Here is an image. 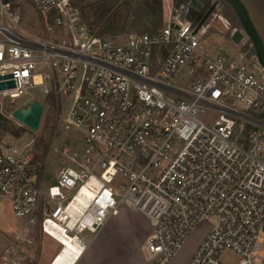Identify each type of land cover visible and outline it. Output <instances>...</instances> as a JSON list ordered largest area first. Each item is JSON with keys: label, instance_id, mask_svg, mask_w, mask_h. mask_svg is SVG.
Here are the masks:
<instances>
[{"label": "built area", "instance_id": "built-area-1", "mask_svg": "<svg viewBox=\"0 0 264 264\" xmlns=\"http://www.w3.org/2000/svg\"><path fill=\"white\" fill-rule=\"evenodd\" d=\"M203 1L201 15L213 11L191 20ZM28 2L46 37L22 26L13 0H0V84L13 85L0 90V105L51 96L81 146L61 149L65 166L46 187L31 153L0 139V205L14 220L0 264L35 262L45 237L59 246L50 264L60 238L80 258L86 234L121 209L147 223L148 264H169L210 220L185 264H223L226 252L237 264H264V69L240 26L228 35L233 53L206 41L219 0H172L160 30L108 38L68 0Z\"/></svg>", "mask_w": 264, "mask_h": 264}, {"label": "rangeland", "instance_id": "rangeland-1", "mask_svg": "<svg viewBox=\"0 0 264 264\" xmlns=\"http://www.w3.org/2000/svg\"><path fill=\"white\" fill-rule=\"evenodd\" d=\"M153 1L155 3V0ZM160 1L161 5H163L162 20L163 23L167 24L172 0ZM240 1L246 7L250 19L264 43V0ZM219 2L221 4V11H219L218 18L211 23L209 34L206 36V41L214 46L217 50L220 49L224 52L231 51V53H233L234 48L228 44V35L230 30L232 28L239 27V24L234 12L229 7V5H227L223 0H219ZM13 3L15 4V8H17L20 13L22 26L32 34L34 33L46 37L47 34H45L39 17L30 7L28 0H13ZM195 6H197V11H193L190 15L191 20L193 21H197L199 18L203 17L201 14H203L205 8L207 7L204 1L201 2V4ZM118 14L125 17L127 13L124 9H122L118 12ZM58 37L59 35L56 30H52L50 32V38H52V40H55ZM242 46L243 44L240 45V48ZM245 46L247 47V45ZM8 101L9 100L6 99L0 105V116L7 122V127H9L12 131L17 132L18 135H12L7 128H2L0 130V139H6L9 144L13 145L19 150L31 153L37 170H40L43 173L44 185L46 187L54 185L57 172L59 169L64 167L66 163V159L61 154V149L65 148L70 151H74L79 146H81L80 138L76 136L75 131L65 130L63 128L62 120L64 115L62 114L61 109L58 107V103L53 101L51 96L37 97V102H39L43 108V114L37 132H31L12 118L13 112L19 108H22L27 103L26 98L14 100L12 103ZM59 105L61 107L60 102ZM0 123L2 122L0 121ZM10 222L13 223L14 220L12 219L8 209L6 210V208L0 206V224L4 226H11ZM211 224H213V221L210 220L207 223H201L196 226V228L186 240L182 249L178 252L173 260L180 262L186 260L187 258L189 259V256L192 255L198 244L201 242L202 238L205 236L207 231H209ZM87 236L91 237L89 234H87ZM40 245H42V255L40 257L39 264H43V261L45 260L44 253L48 259L47 264H49V261H51L53 255L59 249V246L54 241L46 237L42 239ZM50 250L53 251V255L51 256L47 255L46 252ZM220 260L223 264H237L238 262L237 256L230 252L224 253Z\"/></svg>", "mask_w": 264, "mask_h": 264}, {"label": "crops", "instance_id": "crops-1", "mask_svg": "<svg viewBox=\"0 0 264 264\" xmlns=\"http://www.w3.org/2000/svg\"><path fill=\"white\" fill-rule=\"evenodd\" d=\"M68 2L80 11L88 29L98 31L95 30L97 29L95 26L91 25L94 20L93 7L100 4L102 0H68ZM155 3L153 0H132L130 16L124 24V34L131 32L151 34L164 27L166 24L162 20L163 5L160 0H155ZM0 206L7 210L5 205ZM10 223V225L13 224ZM10 228L11 226L0 224V258L6 245V233ZM148 232L147 223L141 216L132 210L121 209L118 215L108 220L95 235L89 234L91 237H88L86 234L88 241L86 248L75 264H148L144 252V242ZM46 252L49 256L53 255L52 250ZM41 255L42 252L37 255L34 264H39ZM44 255L43 264H47L48 259L45 253ZM187 261L188 258L180 262L173 260L170 264H185Z\"/></svg>", "mask_w": 264, "mask_h": 264}, {"label": "water", "instance_id": "water-1", "mask_svg": "<svg viewBox=\"0 0 264 264\" xmlns=\"http://www.w3.org/2000/svg\"><path fill=\"white\" fill-rule=\"evenodd\" d=\"M234 12L238 24L242 29L244 35L247 37L249 42L251 43L254 55L259 63V65L264 69V43L260 38L259 33L257 32L255 26L253 25L249 13L246 7L240 0H223ZM215 5L210 6L208 11L204 14L201 23H203L209 16V14L213 11ZM185 7L184 10H186ZM195 10L196 7L194 6ZM242 34L240 32H236L232 37V41L235 44H238L242 39ZM13 87L12 83L8 84H0V90ZM43 114L42 106L35 101L27 102L22 108L17 109L12 114V118L20 123L22 126L30 130L31 132H37L39 129L41 117Z\"/></svg>", "mask_w": 264, "mask_h": 264}, {"label": "trees", "instance_id": "trees-1", "mask_svg": "<svg viewBox=\"0 0 264 264\" xmlns=\"http://www.w3.org/2000/svg\"><path fill=\"white\" fill-rule=\"evenodd\" d=\"M132 6V0H102V2L93 7V22L91 25L95 26L98 31H94L95 34L103 38L114 37L124 34V24L130 16ZM124 9L126 11L125 17L118 14L119 11ZM0 130L8 129L12 135L17 136L18 133L12 131L6 125V121L0 116ZM4 121V123H3ZM25 264H34V262L26 261Z\"/></svg>", "mask_w": 264, "mask_h": 264}, {"label": "bare ground", "instance_id": "bare-ground-1", "mask_svg": "<svg viewBox=\"0 0 264 264\" xmlns=\"http://www.w3.org/2000/svg\"><path fill=\"white\" fill-rule=\"evenodd\" d=\"M57 242L63 246V251L59 254V258L55 264H63V258L67 257L70 258L67 264H75L77 258L79 257V249H76L75 245L65 238H60Z\"/></svg>", "mask_w": 264, "mask_h": 264}]
</instances>
